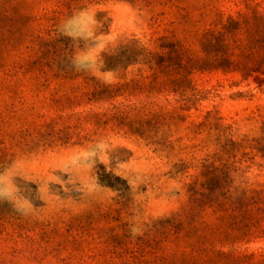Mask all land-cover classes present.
I'll return each instance as SVG.
<instances>
[{
    "label": "rangeland",
    "instance_id": "rangeland-1",
    "mask_svg": "<svg viewBox=\"0 0 264 264\" xmlns=\"http://www.w3.org/2000/svg\"><path fill=\"white\" fill-rule=\"evenodd\" d=\"M255 11L0 0V264H264Z\"/></svg>",
    "mask_w": 264,
    "mask_h": 264
},
{
    "label": "trees",
    "instance_id": "trees-1",
    "mask_svg": "<svg viewBox=\"0 0 264 264\" xmlns=\"http://www.w3.org/2000/svg\"><path fill=\"white\" fill-rule=\"evenodd\" d=\"M185 17V14L182 15ZM181 16V18H182ZM252 23L257 28V36L261 38L259 40L261 48L264 47V15L259 14L258 12H254L252 17ZM248 21H245L247 23ZM179 23H184L179 22ZM239 28L238 19L235 17L229 16L227 17L225 23H223L222 27L219 30L207 31L205 34V38L207 39L209 45L210 52H220L222 57L220 58V62L217 63V67H225V62H227V58L225 57V52H227L228 44L227 39L229 37H234L236 35V31ZM263 36V37H262ZM236 41V40H235ZM212 49V50H210ZM173 52H182L181 49L175 48ZM149 56V53L147 54ZM264 57V54L261 55V58Z\"/></svg>",
    "mask_w": 264,
    "mask_h": 264
}]
</instances>
